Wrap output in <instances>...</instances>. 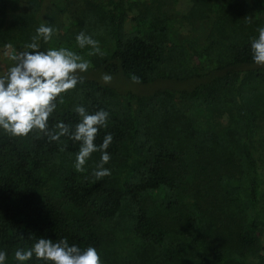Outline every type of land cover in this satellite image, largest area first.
Masks as SVG:
<instances>
[{
    "label": "trees",
    "instance_id": "obj_1",
    "mask_svg": "<svg viewBox=\"0 0 264 264\" xmlns=\"http://www.w3.org/2000/svg\"><path fill=\"white\" fill-rule=\"evenodd\" d=\"M43 22L55 34L42 51L77 52L83 31L106 50L79 52L94 69L193 84L136 95L84 78L69 91L50 128L74 127L77 105L106 110L95 143L113 134L108 177L91 174L100 152L76 171L80 144L68 137L0 133L6 264L38 238L64 237L95 247L103 264H264V66L250 48L264 0H0V63L30 51ZM218 113L227 123L213 122Z\"/></svg>",
    "mask_w": 264,
    "mask_h": 264
},
{
    "label": "clouds",
    "instance_id": "obj_2",
    "mask_svg": "<svg viewBox=\"0 0 264 264\" xmlns=\"http://www.w3.org/2000/svg\"><path fill=\"white\" fill-rule=\"evenodd\" d=\"M55 29L43 22L36 29L32 42L26 45L30 51H22L12 57L13 64L6 74H0V133L14 138H25L38 132L50 142L60 141L62 137L79 142L74 168L85 172V165L93 153L100 152V162L92 175L104 178L111 175V169L105 167L111 160L108 152L113 143V134L104 135L102 143H95L97 134L107 128L109 113L100 109L89 113L83 105H77L74 112L78 122L74 127L64 121L50 128L49 118L64 103V98L78 84L84 83V75L91 68V62L76 51L65 47L41 50L39 43L49 42ZM79 49H89L88 56L102 54L100 42L81 31L76 35ZM252 60L258 66H264V27L258 29V37L250 45ZM104 83H111L113 77L102 75ZM8 253L0 248V264H6ZM35 259L41 264H103L100 254L93 246L81 249L75 243L70 244L67 237L59 240L38 238L28 249L15 251L16 264H30Z\"/></svg>",
    "mask_w": 264,
    "mask_h": 264
},
{
    "label": "rangeland",
    "instance_id": "obj_3",
    "mask_svg": "<svg viewBox=\"0 0 264 264\" xmlns=\"http://www.w3.org/2000/svg\"><path fill=\"white\" fill-rule=\"evenodd\" d=\"M185 5L186 4L184 2H181L179 4V6H177V10L184 13L187 9L185 7ZM194 34H197V31ZM196 45H204V44L196 42ZM79 52L87 53L86 49L82 50V49H79L77 47V53H79ZM102 52L104 53V52H106V50H102ZM82 56L86 57L84 55H82ZM10 66L11 65H8V64H7V66H4L2 63H0V74L7 73V70ZM104 74H108V73L94 69L91 66L89 71L83 75H84V78L95 80V81L109 87L110 89H114L115 91H119V92L124 93V94L133 93L136 95H149V94L153 93L155 90L165 89V88L168 91L177 92L180 90L189 89L193 84L191 81H183L182 83H179V82L177 83L174 81H165V80L158 81V80H156V82L151 83L149 85H141V84H135L131 81H127L122 76H119V75H116V76L111 75L113 77L111 83L106 84L103 82V80L101 78L102 75H104ZM212 119H213L214 123L223 124V125L225 123H227V118L222 113H218L216 116H212Z\"/></svg>",
    "mask_w": 264,
    "mask_h": 264
}]
</instances>
